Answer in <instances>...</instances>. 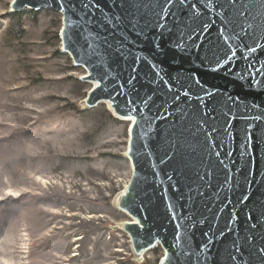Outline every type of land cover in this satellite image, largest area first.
<instances>
[{
	"label": "rangeland",
	"instance_id": "374dc122",
	"mask_svg": "<svg viewBox=\"0 0 264 264\" xmlns=\"http://www.w3.org/2000/svg\"><path fill=\"white\" fill-rule=\"evenodd\" d=\"M11 2L0 0V264H158L161 247L135 259L112 205L131 175L130 122L85 108L92 84L61 53V14Z\"/></svg>",
	"mask_w": 264,
	"mask_h": 264
},
{
	"label": "water",
	"instance_id": "95a60500",
	"mask_svg": "<svg viewBox=\"0 0 264 264\" xmlns=\"http://www.w3.org/2000/svg\"><path fill=\"white\" fill-rule=\"evenodd\" d=\"M30 2L34 6L27 9L23 7V0H17L15 5L11 2L9 10L11 13L41 9L56 11L62 17L61 29H64L68 35L72 34L75 17L71 11L66 16L65 12L59 10V0H30ZM65 2L67 3V0ZM188 2L191 4L193 0H188ZM197 2L199 3L200 0ZM241 2L249 5L251 16L248 17L247 23L256 25L264 22V0H241ZM213 18L215 23L212 24L208 33L198 37V40L203 41L198 52L195 50L183 54L169 52L166 57L162 58V68L155 70L161 72V76L173 78L170 82L174 86V91L176 76L187 77L191 73H196L210 92H216V95L207 101L209 106L215 107L221 114L216 126L223 129L226 126L225 120L235 117L232 123V134L226 135L222 130L214 134L207 143H204L201 137L199 142L191 141L185 149L184 158L189 161L191 167L203 171L207 166L213 173L212 187L207 189V198L199 201L197 206L198 216L206 219L208 223L196 226L194 234L190 222L186 220L187 214L181 210L179 192L174 190V185H176L186 191L183 185L187 181L177 174V164L165 157L166 137L173 120H179V116H169L167 120L154 119L161 110L175 111L176 107H169V105H164L163 109L160 107L162 100L170 101V95H165L167 87L161 83V76H156L154 70L149 67L150 61L147 63L144 60L140 61L136 74L140 82L137 85L139 95L144 97L151 92L152 88H156L158 89L155 93L157 98L155 103L146 106L135 96H129V99L135 103L125 106V97L117 95V86L124 84L125 89L129 87L126 80L131 71L130 61L129 63L113 61L98 54V59L91 66L83 63L76 66L72 63L73 66L84 69L85 73L81 77H89L90 73L93 77L86 80L92 84L83 100L86 109L96 107L100 103H108L111 114L119 118L117 111L127 113L131 108L138 106L137 112L131 114L135 115L139 122L132 130L128 128L129 141L125 153L131 163L130 180L127 187H124L125 190L123 189L115 197L116 208L125 213L132 222L122 221L120 228L130 240L134 257L157 246L162 248L164 254L166 247L172 243H176L175 251L186 248V245L194 249L195 245L204 241L202 232L207 231L209 225H218L212 229L218 234L220 230L226 228L230 213L233 212L240 214L239 219L231 218L233 228L237 225L243 228V209L251 207L254 202L264 201V143H260L259 146L253 143L248 145L247 149L243 143V129L246 123L244 118L264 113V84L249 88L247 82L239 81L228 71V68L239 71L244 67L247 61L242 57L251 58L255 68H261L264 65V29L249 30L250 34L255 36L256 43L260 45L257 52L252 53L248 52L244 46L245 44L252 45V39L246 37L242 43L235 35V32H239V28L234 30L232 25L222 27L223 14L212 10V17L208 19ZM247 23L244 24L245 28ZM61 29L59 32L61 53L67 54L73 62L77 56L70 47V41L66 39L65 32ZM240 35L244 36V33L240 32ZM143 49L145 59H147V55L151 53L150 43L144 42ZM75 52L79 54L82 61L87 59L82 49L77 47ZM226 53L228 55L236 53L235 58L227 67L224 63ZM137 55L141 53L138 52ZM217 61L220 63L217 64ZM250 71L255 75L254 69ZM101 76L104 78L100 79ZM261 78H264V73L257 77L258 80ZM184 87H189L193 94L199 92L194 81L186 82ZM229 94L239 96L240 101L233 104L228 100ZM112 96L116 97L115 107L110 98ZM189 100H191L192 110L199 106L198 100L192 99L191 96H182L178 107L189 111L187 106ZM253 103L260 107L249 113L246 105L250 106ZM229 108L232 109L231 113H229ZM260 127L264 128V123H261ZM216 151L221 153L219 158L215 155ZM229 152L232 153L231 156L227 155ZM162 158L166 162H162ZM219 160H223L224 163L221 165ZM168 177H172V180L170 181ZM217 192H219V200L216 197ZM245 194L251 199L246 205H242L239 201ZM229 200L231 204L227 203ZM177 230L179 235L174 241V234ZM232 239V233H228L213 246L216 264H225V249L230 248ZM149 242L154 246L149 247ZM217 250H219V255H217ZM158 264H169V260L163 255ZM207 264H214V262L209 260Z\"/></svg>",
	"mask_w": 264,
	"mask_h": 264
},
{
	"label": "snow or ice",
	"instance_id": "6c2138e0",
	"mask_svg": "<svg viewBox=\"0 0 264 264\" xmlns=\"http://www.w3.org/2000/svg\"><path fill=\"white\" fill-rule=\"evenodd\" d=\"M16 2L17 0H12L13 5ZM33 6L30 0H23L24 8ZM58 8L65 12L66 16L71 11L75 17L71 35L61 29L62 32H65V37L70 41V47L73 48L74 54L77 56V59L72 62L74 65L80 66L83 63L86 66H91L98 59V54L113 61L131 62L129 64L131 71L126 80L129 87L125 89L124 84L117 86V95L125 97V106L135 103L129 99V96H135L146 106L155 103L157 98L155 93L158 89L152 88L151 92L144 97L139 95L137 85L140 82L136 75L139 62L142 60L146 63L150 61L149 67L154 70L156 76H161V72L155 70L162 68V58L166 57L169 52L180 54L193 50L198 52L203 43L202 40H198V37L205 36L212 24L215 23L214 18L208 19V17H212V10L223 14L222 27L226 28L228 25H232L234 30L239 28V32H235V35L242 43L246 37L253 40L252 45H244L248 52L255 53L260 48V45L256 43L255 36L250 34L249 30L264 29V22L256 25L247 23L251 12L249 5L242 3L241 0H200L199 3L197 0H193L191 4L188 0H67V3L65 0H59ZM245 23H247L246 28L244 27ZM240 32H243L244 36H241ZM146 41L151 45V53L147 55V59H145L143 49V44ZM77 47L84 51L87 59L83 61L80 59L79 54L75 52ZM138 52L141 55H137ZM235 56L236 53L225 54L224 63L226 67ZM242 58L247 61L244 67L239 71L228 68L229 73L238 78L239 81L247 82L249 88L264 84V78L257 79L264 73V65L261 68H255L251 58ZM219 63L220 61H217V64ZM250 69H254L255 75ZM89 78H93L91 73L89 77H80L79 79L86 81ZM99 78L103 79L104 77ZM172 79L171 76H161V83L167 87L165 95H170V101L168 99L162 100L160 107L163 109L164 105L176 106L175 111L161 110L154 119L167 120L169 116H179V120H173L166 137L165 157L177 164V174L187 181L183 185L186 191L181 190L176 185H174V190L179 192L181 210L187 214L186 220L190 222L194 234L196 226L208 223L206 219L198 216L197 206L199 201L207 198V189L212 187L213 173L211 168L207 166L204 167L203 171L191 167L189 161L184 158L185 149L191 141L199 142L201 137H203L204 143H207L214 134L222 130L226 135L232 134V123L235 117L226 119V126L223 129L217 127L216 124L221 114L217 112L215 107L209 106L207 102L209 98L216 95V92H210L208 87L202 84L196 73H191L187 77L176 76L174 78L175 91L170 82ZM192 81L195 82V86L199 90L198 94H193L189 87H184L186 82ZM182 96H191L192 99L198 100L199 106L192 110L191 100H189L187 102L189 111L179 108L178 105ZM110 98L115 107L116 97ZM240 99L239 96L228 95V100L233 104H237ZM246 107L251 113L253 109L260 106L253 103L250 106L246 105ZM137 110L138 106L131 108L127 113L117 111L120 119L133 121V124L129 126L130 130L135 128L139 122L136 116L131 114L136 113ZM231 112L232 109L229 108V113ZM244 119L246 121L243 129L245 148L247 149L248 145L253 143L256 146L264 143V128L260 127V124L264 123V113L246 116ZM6 151H10L8 145H6ZM215 155L219 158L221 153L216 151ZM227 155L231 156L232 153L229 152ZM162 162H166L164 158H162ZM219 163L222 165L224 161L219 160ZM168 179L171 181L172 177H168ZM249 183L252 182L249 181ZM8 195H12V193L9 192ZM216 197L219 200V192L216 193ZM250 199L251 197L245 194L239 203L246 205ZM227 203L231 204V201L229 200ZM232 217L239 219L240 214L230 213L226 228L220 230L218 234L212 230L218 225H209V229L202 232L204 241L195 245L194 249L186 245V248L175 251L176 243L168 245L164 256L168 258L169 264H173V262L174 264H207L209 260L216 264L213 246L228 233H232L233 239L230 248L225 249V264H264V201L254 202L251 207L243 209V228H240L239 225L233 228ZM178 235L179 231L177 230L174 234V241ZM148 246L153 247L154 245L149 242ZM204 253L206 255H202ZM217 255H219V250H217Z\"/></svg>",
	"mask_w": 264,
	"mask_h": 264
},
{
	"label": "bare ground",
	"instance_id": "6f19581e",
	"mask_svg": "<svg viewBox=\"0 0 264 264\" xmlns=\"http://www.w3.org/2000/svg\"><path fill=\"white\" fill-rule=\"evenodd\" d=\"M92 86V85H91ZM106 104V106H107V108L109 109V106H108V103H105ZM109 111H110V109H109ZM117 119H119V120H123V119H120V118H117ZM123 121H128V120H123ZM130 123H129V125L133 122V121H129ZM128 141H129V138H128ZM126 151H127V149H126ZM129 163H130V161H129ZM130 168H131V163H130ZM130 180V179H129ZM129 180H128V182H129ZM128 182L126 183V185H125V188L127 187V184H128ZM125 188H124V190H125ZM115 200H116V198L113 200V202H112V205H113V208L114 209H117L116 208V204H115ZM118 210V209H117ZM120 211V210H119ZM123 213V212H122ZM123 214H125V213H123ZM126 215V214H125ZM126 217H127V220L126 221H124L125 223L126 222H129V223H132V222H130V218H128V216L126 215ZM118 226L120 227V222L118 223ZM78 239V238H77ZM157 247H160V246H157ZM156 248V247H155ZM155 248H153V249H155ZM152 249V250H153ZM162 249V248H161ZM148 251H150V250H148ZM148 251H145V252H142L139 256H136L135 257V259L136 260H142L143 259V256H144V254L145 253H147ZM162 252H163V250H162ZM164 255V254H163ZM163 255H162V257H163ZM161 257V258H162Z\"/></svg>",
	"mask_w": 264,
	"mask_h": 264
},
{
	"label": "trees",
	"instance_id": "16d2710c",
	"mask_svg": "<svg viewBox=\"0 0 264 264\" xmlns=\"http://www.w3.org/2000/svg\"><path fill=\"white\" fill-rule=\"evenodd\" d=\"M11 15H14V14H11ZM16 15V14H15Z\"/></svg>",
	"mask_w": 264,
	"mask_h": 264
}]
</instances>
